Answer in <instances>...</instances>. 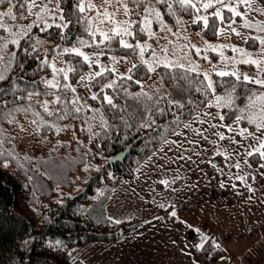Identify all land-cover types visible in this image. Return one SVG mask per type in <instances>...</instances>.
<instances>
[{"label":"rangeland","instance_id":"374dc122","mask_svg":"<svg viewBox=\"0 0 264 264\" xmlns=\"http://www.w3.org/2000/svg\"><path fill=\"white\" fill-rule=\"evenodd\" d=\"M192 1L200 10L190 17H177L174 27L157 9L166 27H160L154 12L148 16L154 35L138 42L151 45L145 49L143 60L148 61L155 71H151L150 77L142 82V91L154 92L161 86L158 66L163 63H157V60L196 67L203 73H209L212 80L213 75L220 71H235L240 79L245 74L254 79H264V44L260 43V39H264V3L261 0H224L220 4L213 0L214 6L205 10L200 5L208 0ZM81 3L88 9L93 31L96 28L108 31L115 26L103 16L107 11L113 14L114 21L128 22L122 27L130 26L133 32L130 11L126 13L124 7L115 0H81ZM89 3L95 7L88 8ZM226 8H235L240 15L231 12L233 20L221 26L215 38H207L201 30L193 27V21L198 16L208 17L217 10L222 14ZM2 10L0 64L4 66L9 63L12 45H17L12 41H19L32 32L35 46L42 47V56L49 61L52 81L58 87L50 86L52 89L45 93L40 102L18 107L0 122V138L5 145L1 151L13 154L19 162L21 159L24 162L37 160L41 161L42 166L54 165L56 175L63 177L81 158L83 147L92 146L97 154L101 153L98 138L107 120L102 109L92 106L90 101V96L97 92L94 89L95 74L111 69L115 76L107 82L112 84L117 77L127 75L129 69L141 61L140 54L103 57L101 52L88 48L92 40L84 36L74 41L69 39L61 45L54 43V47H61L49 54V44L37 31H33V27L66 25L58 0H31L25 15H18L19 18L22 16L21 21L15 23L12 20L18 16L12 15L13 19H6L9 11ZM246 22L251 26L245 27ZM199 23L204 25L203 21ZM123 39L133 43L130 36H124ZM81 40L85 43L81 44ZM253 41H258L256 46L249 45ZM208 45H214L216 49ZM71 48H78L89 57V66L77 79H73L69 71L73 69V64L66 54L71 52L64 51ZM197 49L200 51L197 52ZM245 60H257L259 66L243 63ZM60 69L63 72L58 71ZM62 85H70L71 89H75L73 98L86 114L79 113L78 116L69 109L62 118L51 119L40 111L47 102V109L53 114L57 97L61 94V90L53 89L62 88ZM258 86L254 92L255 103L251 104L249 113L256 119L263 115L261 108H264V101L256 100V97L264 95V85ZM216 96L224 97L225 93L215 90ZM215 97L210 102L211 107L208 104L144 160L136 169L134 177L123 178L114 184L107 203L108 216L118 222L138 221L140 224L117 239L87 243L77 252L85 264H205L195 258L192 248L200 247L209 237L213 238L215 245L225 249L210 264H244L246 256L254 254L256 247L264 244V207H258L260 200L264 203V192L260 198L259 195L251 198L249 183L237 178L246 177V165H251L253 169L264 165V157L258 165L250 162L246 150L258 148L260 142L247 136V133L240 135V130L247 129L256 136L261 133L257 128L249 131L236 119L225 123L224 118L220 119L223 115L221 107L215 106ZM49 122L54 128H49ZM221 134L224 139H220ZM101 155L98 161L105 160L104 155ZM237 163L240 164L239 168L235 167ZM83 174L82 168L74 172L72 180L73 186L76 185L71 189L73 192L81 188L80 183L85 177ZM234 179L237 180L236 197L240 199L235 207L228 204L227 196V188ZM163 181H167V184ZM56 188L59 199L70 193V189L60 185ZM256 197L257 205L254 204ZM254 241L257 243L253 246Z\"/></svg>","mask_w":264,"mask_h":264},{"label":"trees","instance_id":"16d2710c","mask_svg":"<svg viewBox=\"0 0 264 264\" xmlns=\"http://www.w3.org/2000/svg\"><path fill=\"white\" fill-rule=\"evenodd\" d=\"M58 1L67 27L59 24L33 27V31H37L44 42L49 44V54L60 49L64 42H68V36L69 41L84 36L92 40L88 48L101 52L103 57L112 54L138 56L139 49L134 51L121 46L119 37L103 43L99 33L94 37L88 9L79 11L78 4L81 0ZM261 1L264 3V0ZM30 2L31 0H5L0 4V17L3 14L2 8L11 10V15L6 19H13L12 15L23 16ZM169 3L171 11L168 5L157 3L156 0H152L150 6L159 10L172 27L176 25L177 17H190L196 12V9L182 7L175 0H169ZM127 6L135 33L130 38L132 44L136 45L138 40H144L148 36L139 32L143 27L142 19L146 15L145 6L137 9L131 0H128ZM19 16L12 21L20 22L22 16ZM221 16L222 19L212 13L208 16L207 27L200 23H194L193 27L201 30L207 38H215L219 28L233 20L228 8L223 10ZM57 42L60 45L56 48L54 43ZM257 42L253 41L249 45L256 46ZM12 47L9 63L4 66L0 64V69H11L5 71L6 79L0 80V89L6 90L0 94V122L6 120L18 107L40 102L45 93L52 89L46 83L53 79L52 68L49 61L42 56V47L35 46L32 32L23 36L18 45L13 44ZM66 55L73 64L71 77L77 79L89 64L77 54ZM135 65L127 75L117 77L111 84L112 87H106L110 84L107 81L115 76L111 69L96 75V98L90 96V101L92 106L102 109L107 120L98 138L101 153L97 154L92 146L83 147L81 158L73 163L63 177L56 175L54 165L42 166L41 161L37 160L17 161L13 154L1 151L5 145L0 138V264H85L77 256V252L87 243L117 239L140 224L138 221L118 222L108 216L107 203L114 184L123 178L134 177L136 169L144 160L210 104L215 92L206 90L203 72L191 71V67L179 65L165 67L164 64L158 66L160 88L154 92H144L142 82L150 77L151 71L141 61ZM129 76L131 79H128ZM213 81L215 90L225 93V100L221 104L230 97L233 101L231 107L221 106L224 122L230 123L241 114L248 117L252 106L249 105L247 97L254 99V92L259 86L244 79L237 80L231 75L221 77L214 74ZM53 90H61L59 101L51 115L41 107L43 114L51 119L62 118L69 109L78 116L79 113L86 114L75 102L71 88L62 85V88ZM105 97H111L112 103L109 104ZM240 123L249 131L256 129V125L249 123L247 118L241 119ZM52 127L49 122V128ZM135 140L137 142L131 145L123 162L113 164L110 161V156L124 150ZM101 154L105 160L98 161ZM248 159L252 164L258 165L262 157L254 152ZM79 167L85 177L80 183L81 188L78 187L79 190L73 192L71 189L76 184L73 186L72 176ZM57 185L70 189V193L59 199ZM214 242L209 237L202 247L192 248L195 258L210 264L223 254L225 249Z\"/></svg>","mask_w":264,"mask_h":264},{"label":"snow or ice","instance_id":"6c2138e0","mask_svg":"<svg viewBox=\"0 0 264 264\" xmlns=\"http://www.w3.org/2000/svg\"><path fill=\"white\" fill-rule=\"evenodd\" d=\"M5 2V0H0V4H3ZM131 2L136 6L137 9H139L142 5H144V12L146 13L145 17H144V26L141 27L139 29V32L141 33H145L148 36L154 35V33L151 31L150 28V24H151V20L148 19V16L151 15L153 12L155 13V19L156 21L159 23L161 28L166 27V25L163 22L162 19V15L159 11H157L154 7H151L150 5L152 4V0H131ZM157 3H161V4H165L168 5L169 7V11H171V5L169 3V0H156ZM175 2H178L182 7H186V8H194L196 9V11H199L200 9L196 7V4L192 3V0H175ZM216 3H220L223 4L224 0H215ZM117 3H120L123 7L126 13H128L130 10L128 9V0H117ZM213 0H208L207 3H201L200 7L204 8L205 10H207L208 8L213 7ZM95 7V5L89 3L88 4V8H92ZM225 7H227V5H225ZM78 8L80 12H84L85 11V6L83 3H79L78 4ZM229 10L233 13H235L236 15H240L239 12L236 11L235 8H229ZM7 15H11V10H9V12L7 13ZM214 16L216 17H220L222 19L221 16V11L217 10L215 13H213ZM103 16L108 20V22L110 24L115 25L114 27H112L111 29H109L108 31H103L100 30L99 28H96V30H94L92 32V35L95 36L97 34V32L99 33V35L103 38V40L101 41V43H103V41H111L117 37L120 38L119 43L121 44V46L125 47V48H129V49H133L134 51L136 49H139V54L141 57V63L142 64H147L148 65V69L149 71H155V68L148 62L143 60V54L146 48H150L151 45L148 44H143L141 45L139 42H137L136 45L127 43L123 37L124 36H135V33L130 31V26L129 27H122V24H128V22H116L112 19L113 14L108 13L107 11H105L103 13ZM98 18H99V14H98ZM200 21H203L205 27L208 26V17L207 16H203V17H197L196 20L193 21V23H199ZM101 23H103V20L101 21ZM251 25H249L247 22L245 23V27H250ZM0 27H2V25H0ZM62 27H67V25H62ZM31 28V26H29V29ZM233 31H235L233 29ZM109 32H111L112 34L109 35ZM237 35H239V33H237ZM256 39H260L259 37H256ZM81 44H84L85 41H79ZM12 43H15L18 45V41H12ZM260 43L264 44V39H260ZM193 47H195L193 45ZM209 48H212L213 50L216 49V46L214 45H208ZM222 47V46H221ZM207 50V49H205ZM65 52H71V53H75L79 56H82L84 61L88 62L89 61V57L87 55H85L82 51H80V49L78 48H71V49H64ZM166 51V49H165ZM200 49H197V52H199ZM234 51H242L239 49H234ZM99 61H97L98 63ZM243 63H251V64H256L257 66H259V61L257 60H245L242 61ZM157 63H163L165 67H173L171 62L168 61H159L157 60ZM136 65H133V68H135ZM179 67H183V65H179ZM11 69L9 68H4V69H0V80H4L6 79L5 76V71H10ZM55 70V69H54ZM72 69H69V71H71ZM191 71H196L197 68L196 67H192L190 69ZM58 71L63 72V69H60ZM129 71H132L131 69H129ZM66 75V73H65ZM95 75L99 76L101 75L100 72H97ZM216 75L218 76H228L231 75L233 77H235L237 80H240V76L237 74V72L233 71L231 73L228 72H224V71H220L217 72ZM204 77H205V81H206V90H211L213 93L215 92V87H214V81L211 78V75L207 72L204 73ZM89 79H91V77H89ZM128 79H131V76L128 77ZM243 79L245 81H249L251 83H255L258 85H264V79H259V78H252L247 76L246 74L244 75ZM47 84H49L52 87H58V84L53 80V81H46ZM136 83H139V81H136ZM66 88H70V85H65ZM106 87H112L111 84L106 85ZM4 91H6L5 89H0V94H2ZM72 91H75V89H72ZM39 95V94H37ZM140 95V94H137ZM96 98V94H93V99ZM108 101L109 104L112 103L111 97H105ZM29 99H31V96H29ZM248 101H249V105L255 103V101H253L252 97L249 96L247 97ZM225 98L222 96H216L215 97V106L217 107H221V106H227V107H231L232 106V99L231 97L228 99V101H226L224 104H221L222 101H224ZM256 100L258 101H264V95L258 96L256 97ZM57 101H59V97H57ZM182 107V105H180ZM210 107L212 106L211 104L209 105ZM44 110L47 112V102H45L44 104ZM76 111H79V109H76ZM241 112L243 113V110H241ZM261 112L264 113V108H261ZM49 115H51L52 113H48ZM38 115V114H37ZM224 117L221 116L220 119H223ZM247 118L249 123L251 124H255L257 131H259L261 133L260 136H256L253 132H248L247 129H241L240 130V135H245V133H247V136H251L253 139H256L260 142L259 147L253 149L252 151H247L246 150V155L248 156H252L254 154V152L259 153V155L261 157H264V139H262V137H264V116H261L259 118V120H257L256 118H254L253 116H248V117H244L243 114L239 115L236 117L237 122H239L241 119H245ZM201 123H203V121H201ZM190 125H185V127H189ZM229 131H231V128H229ZM225 137L221 134L220 135V139H224ZM251 147V146H249ZM219 154V153H218ZM5 167H7V165H4ZM262 167H264V165H261ZM235 167L239 168L240 164L237 163L235 165ZM240 180H244L245 177L243 176H239L237 177ZM162 183L167 184V181H163ZM163 207V205H162ZM173 216H175V213H172ZM203 245H200V247H202Z\"/></svg>","mask_w":264,"mask_h":264},{"label":"crops","instance_id":"0c3cea01","mask_svg":"<svg viewBox=\"0 0 264 264\" xmlns=\"http://www.w3.org/2000/svg\"><path fill=\"white\" fill-rule=\"evenodd\" d=\"M247 171H246V183H249V195H251V198H253L255 195H259L258 198H260V194L264 192V167L263 169L261 164L257 167L256 169H253L251 165H246ZM254 170H257L256 172ZM260 171V173H259ZM262 171V172H261ZM236 185H237V180H232L231 184H229V187L227 188V196H228V204L232 206H236L240 202V199L236 197ZM258 198L256 197V200L254 201V204L257 205V200ZM260 208L264 207V203L262 200L259 201L258 207ZM264 233V231H263ZM262 236V235H261ZM253 243H257L254 241ZM252 243V244H253ZM254 254H249L246 256V262L244 264L248 263L249 258H253Z\"/></svg>","mask_w":264,"mask_h":264},{"label":"water","instance_id":"95a60500","mask_svg":"<svg viewBox=\"0 0 264 264\" xmlns=\"http://www.w3.org/2000/svg\"><path fill=\"white\" fill-rule=\"evenodd\" d=\"M67 39H70V37L68 36ZM137 140H135L132 144H129L124 150H121L119 152H117L116 154L110 156V161L114 164L117 162H123L124 158L127 156V154L129 153L130 147L131 145H133L134 143H136Z\"/></svg>","mask_w":264,"mask_h":264},{"label":"built area","instance_id":"2783aa9c","mask_svg":"<svg viewBox=\"0 0 264 264\" xmlns=\"http://www.w3.org/2000/svg\"><path fill=\"white\" fill-rule=\"evenodd\" d=\"M249 264H264V244L258 249L254 258L249 262Z\"/></svg>","mask_w":264,"mask_h":264}]
</instances>
